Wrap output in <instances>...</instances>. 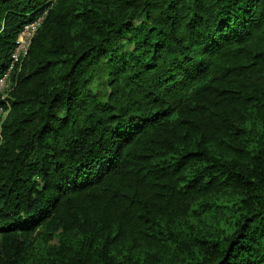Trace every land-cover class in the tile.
Listing matches in <instances>:
<instances>
[{"label": "trees", "instance_id": "obj_1", "mask_svg": "<svg viewBox=\"0 0 264 264\" xmlns=\"http://www.w3.org/2000/svg\"><path fill=\"white\" fill-rule=\"evenodd\" d=\"M6 73L0 264H264V0H0Z\"/></svg>", "mask_w": 264, "mask_h": 264}, {"label": "built area", "instance_id": "obj_2", "mask_svg": "<svg viewBox=\"0 0 264 264\" xmlns=\"http://www.w3.org/2000/svg\"><path fill=\"white\" fill-rule=\"evenodd\" d=\"M37 21L34 23L26 25L24 27V29L19 33L17 40H16V48H15L14 53L12 55L13 62L20 61L26 55L27 47H28L31 39L36 34L37 29L40 25V23H38ZM7 75H8L7 73L5 75H3L0 78V81L6 80V83L9 84V82L7 81ZM7 84H6V86H7ZM0 94H2V92ZM1 100H2V97H1ZM4 100H5V98H4ZM4 100H2V101H4ZM0 109L2 112L3 109L1 107H0Z\"/></svg>", "mask_w": 264, "mask_h": 264}, {"label": "rangeland", "instance_id": "obj_3", "mask_svg": "<svg viewBox=\"0 0 264 264\" xmlns=\"http://www.w3.org/2000/svg\"><path fill=\"white\" fill-rule=\"evenodd\" d=\"M38 23L41 22V19H38L37 21ZM139 22V21H138ZM123 43V46L125 47V49H132V47H130L127 43H125L124 41L122 42ZM6 80H1L0 81V93L2 92V94H0V99L2 97V100H4V98L7 97V91L9 90V84H7L6 86ZM90 87L92 89V91L94 93H101L103 92V89L101 88V86L96 82V81H93L91 84H90ZM7 112L6 111H2L1 112V109H0V118L1 119H4L5 116H6Z\"/></svg>", "mask_w": 264, "mask_h": 264}]
</instances>
